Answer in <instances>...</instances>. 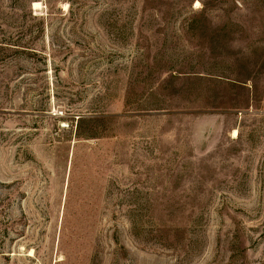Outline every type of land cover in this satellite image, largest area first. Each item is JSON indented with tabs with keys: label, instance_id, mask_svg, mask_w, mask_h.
Returning a JSON list of instances; mask_svg holds the SVG:
<instances>
[{
	"label": "rangeland",
	"instance_id": "rangeland-1",
	"mask_svg": "<svg viewBox=\"0 0 264 264\" xmlns=\"http://www.w3.org/2000/svg\"><path fill=\"white\" fill-rule=\"evenodd\" d=\"M0 264H264V0H0Z\"/></svg>",
	"mask_w": 264,
	"mask_h": 264
}]
</instances>
